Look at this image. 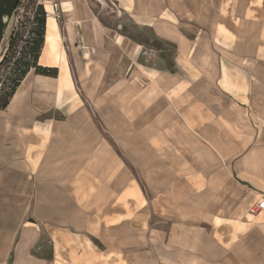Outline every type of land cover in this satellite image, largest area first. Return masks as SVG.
Masks as SVG:
<instances>
[{"label": "crops", "instance_id": "crops-1", "mask_svg": "<svg viewBox=\"0 0 264 264\" xmlns=\"http://www.w3.org/2000/svg\"><path fill=\"white\" fill-rule=\"evenodd\" d=\"M60 2L0 109V264H264V0Z\"/></svg>", "mask_w": 264, "mask_h": 264}, {"label": "trees", "instance_id": "trees-1", "mask_svg": "<svg viewBox=\"0 0 264 264\" xmlns=\"http://www.w3.org/2000/svg\"><path fill=\"white\" fill-rule=\"evenodd\" d=\"M19 6L26 8L25 2H21ZM46 20L47 15L44 7L42 5H36L29 29V40H27L24 50L22 49L21 51L25 55L21 58H14V55H12V58H14L13 62H11L10 53L16 46L17 40L21 39L19 38L21 33L17 31L12 34L6 51L0 60V85L2 86L0 88V109H5L8 106L18 86L31 69H34L37 74L47 76L58 75L57 67H48L39 64L45 42ZM20 23V27H22L23 23ZM9 63L12 65L10 66ZM8 69L10 71L5 72V74L2 73Z\"/></svg>", "mask_w": 264, "mask_h": 264}, {"label": "rangeland", "instance_id": "rangeland-1", "mask_svg": "<svg viewBox=\"0 0 264 264\" xmlns=\"http://www.w3.org/2000/svg\"><path fill=\"white\" fill-rule=\"evenodd\" d=\"M36 5H38L37 0H27L25 2V6L26 8L23 7H19V9L14 13L13 18L11 19L9 26V29H14L13 33H16L17 31H19L21 33V36H19V38L17 40L16 46L14 47V49L11 51L10 56H11V62L14 61V58H21L22 56H24V52H21L22 49L24 50V46L27 43V40H29V29L31 26V21H32V17H33V13H34V8L36 7ZM45 9V8H44ZM46 12V10H45ZM62 13L60 10V13H56V18L58 20V24L59 25V29L61 26V22H62ZM30 19V21H28ZM23 23V26L20 27L21 23ZM61 37V32H60V36ZM60 41H62V37L61 39H59ZM2 41V40H1ZM0 41V43H1ZM5 40H3L4 43ZM59 41V42H60ZM0 54H1V47H0ZM12 55H14V58H12ZM10 66L12 65L11 63H9ZM10 71L9 69L2 72L3 74H5V72ZM2 86L0 85V88ZM89 248V249H88ZM101 249V245L100 243L92 238L91 241L85 239L83 240V242L81 243V249H76L74 251V255L75 257H77V260H79L80 263L78 264H121L120 261H116L115 258H111L110 257H105L104 255H100L99 253H96L97 249ZM98 251V250H97ZM99 252V251H98Z\"/></svg>", "mask_w": 264, "mask_h": 264}, {"label": "water", "instance_id": "water-1", "mask_svg": "<svg viewBox=\"0 0 264 264\" xmlns=\"http://www.w3.org/2000/svg\"><path fill=\"white\" fill-rule=\"evenodd\" d=\"M22 0H0V39H3L14 13Z\"/></svg>", "mask_w": 264, "mask_h": 264}, {"label": "built area", "instance_id": "built-area-1", "mask_svg": "<svg viewBox=\"0 0 264 264\" xmlns=\"http://www.w3.org/2000/svg\"><path fill=\"white\" fill-rule=\"evenodd\" d=\"M27 0H22V3L26 2ZM38 5H42L45 10H46V4L49 3L51 5V7L53 8V10L56 13H60L61 10V2L60 0H37ZM47 15V12H46ZM143 55L148 56L149 58H154L156 53L154 50H143L142 51Z\"/></svg>", "mask_w": 264, "mask_h": 264}, {"label": "bare ground", "instance_id": "bare-ground-1", "mask_svg": "<svg viewBox=\"0 0 264 264\" xmlns=\"http://www.w3.org/2000/svg\"><path fill=\"white\" fill-rule=\"evenodd\" d=\"M46 12H47V18H49V17L56 18L55 11L53 10V8L51 7V5L49 3L46 4ZM48 40H49V45L52 46V38H51V36H49ZM47 53H49V52L46 51L45 55H47Z\"/></svg>", "mask_w": 264, "mask_h": 264}]
</instances>
